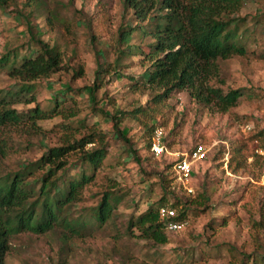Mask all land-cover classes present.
<instances>
[{"label": "rangeland", "instance_id": "rangeland-1", "mask_svg": "<svg viewBox=\"0 0 264 264\" xmlns=\"http://www.w3.org/2000/svg\"><path fill=\"white\" fill-rule=\"evenodd\" d=\"M44 3L49 9L48 17L41 6L30 11L32 7L18 4V10L9 7L0 12V53L7 47L18 48L17 63L23 53H28L25 43L32 33L50 44L56 43L69 65L80 61L84 74L70 82L69 68L37 80L35 102L13 105L24 112L35 104L49 109L55 97L63 100H59L60 114L37 122L41 133L22 132L15 138L19 152L2 160L0 168L16 169L21 161L34 160L48 146L58 145L68 137L77 138L93 125L106 134L105 169L123 198L108 223L93 227L84 237L66 241L60 229L13 235L6 264H56L61 259L64 264H252L251 258L264 250V135L257 139L251 136L264 127V0H244L240 10L241 16H247V23L256 24L249 36L247 56L218 61L223 89H241L236 104L221 111L214 104L191 98L187 90L174 92L167 104L177 117L163 129L162 143L167 151L160 155L145 148V130L138 118L127 115L119 123L125 139L114 131L115 109L130 111L147 98V94L130 91L129 77H106L93 98L86 90L97 78L98 61L113 58L111 45L119 28L135 23L129 20V11L125 13L121 0ZM91 34L97 35L95 41L90 39ZM138 41L134 33L131 42ZM123 65V72L132 75L146 68L138 55L123 59ZM6 71L8 67L0 70L3 90L12 88L15 82ZM65 82H70L74 90L66 91ZM69 110L76 114L64 118L61 112ZM198 142L206 146V156L192 162L187 181H181L173 169L176 179L163 196L160 176L167 171L165 166L185 156ZM238 145L245 149L230 160L229 152ZM78 172V166L71 167L68 176ZM172 194L187 209V217L180 229H166L168 240L164 245L154 248L142 238L123 233L130 217L135 218L161 197L172 201ZM97 197L86 196L72 215L94 205Z\"/></svg>", "mask_w": 264, "mask_h": 264}, {"label": "trees", "instance_id": "trees-1", "mask_svg": "<svg viewBox=\"0 0 264 264\" xmlns=\"http://www.w3.org/2000/svg\"><path fill=\"white\" fill-rule=\"evenodd\" d=\"M243 2L121 0L125 13L129 11V20L135 23L119 28L111 45L113 58L104 63L98 61L97 78L86 87L93 98L106 77L117 79L126 75L130 79V91L147 94L143 105L136 104L130 111L115 109L112 118L117 135L125 139L119 128L123 118L127 115L138 118L145 130V148L150 151L154 130L157 127L165 130L169 120L175 122L177 114L167 100L176 91L187 90L191 98L207 105L214 104L221 111L236 104L241 89H223L218 61L244 57L250 52L249 36L256 24L247 23V16H241ZM18 4L32 7L30 11L37 6L45 7L46 16L50 14L44 0H0V12H6L9 7L18 10ZM27 27H30L28 23ZM134 33L140 41L132 43ZM96 37L90 35L92 41ZM144 37L149 40L143 42ZM25 47L28 53H23L17 63L18 48L7 47L0 53V70L8 67L7 75L15 80L12 88L0 89V164L19 152V141L15 138L22 132L39 134V120L60 114L59 100H63L55 97L49 109L35 104L24 112L13 105L35 102L37 80L48 79L69 68L72 70L70 82L84 74L80 61L75 60L72 66L65 62L64 53L56 43L50 44L30 33ZM131 55L141 56L142 62L146 63V68L137 75L123 72L126 66L123 59ZM70 82L64 83L66 91L74 90ZM161 111L165 117H159ZM75 114L73 110L61 112L64 118ZM262 135L264 127L251 136L257 139ZM106 140V134L92 125L77 138L68 137L58 145L48 146L38 158L21 161L16 169L0 168V264H6L10 239L20 232L40 234L60 229L61 237L67 241L89 235L93 227L108 223L123 196L117 192L116 183L105 169ZM243 149L245 147L241 145L234 147L229 152L230 160L236 159ZM173 165L174 162L165 166L167 171L160 176L163 196L171 181L176 179ZM76 166L79 167L78 174L68 176L69 169ZM93 195L98 196L96 203L73 216L72 211L79 206L78 203ZM161 207H169L175 214L162 218L159 214ZM186 217L187 209L172 194V201L167 202L161 197L135 218L130 217L123 233L128 237L142 238L157 248L168 240V222H184ZM251 261L252 264H264V250ZM56 264L64 262L61 259ZM176 264L196 263L179 261Z\"/></svg>", "mask_w": 264, "mask_h": 264}, {"label": "built area", "instance_id": "built-area-1", "mask_svg": "<svg viewBox=\"0 0 264 264\" xmlns=\"http://www.w3.org/2000/svg\"><path fill=\"white\" fill-rule=\"evenodd\" d=\"M163 129L157 127L151 137L150 149L154 155H160L163 151H167L163 145ZM207 148L206 146L198 142L185 156L179 158L173 165V169L176 172L177 177L181 181H187L191 173V164L194 161L201 160L206 156ZM159 214L162 218L172 217L175 211L169 207H161L159 209ZM184 222L170 221L167 224V228L170 230H178Z\"/></svg>", "mask_w": 264, "mask_h": 264}]
</instances>
